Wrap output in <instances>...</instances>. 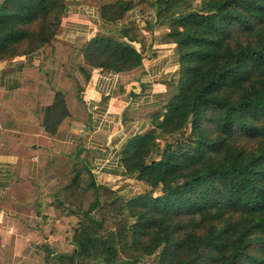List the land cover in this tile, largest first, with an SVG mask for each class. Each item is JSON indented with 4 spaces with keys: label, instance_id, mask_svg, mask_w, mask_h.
I'll return each mask as SVG.
<instances>
[{
    "label": "trees",
    "instance_id": "16d2710c",
    "mask_svg": "<svg viewBox=\"0 0 264 264\" xmlns=\"http://www.w3.org/2000/svg\"><path fill=\"white\" fill-rule=\"evenodd\" d=\"M142 5L168 26L179 69L151 128L121 148V163L140 191L126 195L99 181L90 152L75 144L85 171L76 174L79 190L91 201L71 211L81 216L67 239L71 248L45 243L43 258L47 264H150L156 256L159 264H264V0L104 4L101 19L115 28L70 45L71 68L81 58L118 73L141 67L144 52L133 44L141 41L139 29L118 25ZM66 8L67 0H1L0 62L46 47L54 54ZM42 114L44 131L57 136L72 117L65 90L55 89Z\"/></svg>",
    "mask_w": 264,
    "mask_h": 264
},
{
    "label": "crops",
    "instance_id": "0c3cea01",
    "mask_svg": "<svg viewBox=\"0 0 264 264\" xmlns=\"http://www.w3.org/2000/svg\"><path fill=\"white\" fill-rule=\"evenodd\" d=\"M115 1L67 0L57 40L77 47L106 29L113 30L115 26L102 21L100 10L104 4ZM156 20V9L142 5L128 11L118 25H135L139 29L141 41L133 44L144 52L141 67L118 73L91 68L82 58L75 79L76 88L65 91L72 114L66 142L71 140L74 144H83L91 154L94 174L101 182L112 183L109 182L111 178L121 183L125 179L137 182L136 176H129L121 163L122 145L129 137L151 128V116L165 101L170 89L168 82L179 69L176 43L169 37V28ZM50 56L52 47H46L33 54L0 62V101L6 100L9 108H13L14 104H9L12 96L28 88L24 81L31 78L32 71L42 69L46 63L51 64ZM49 93L44 92V97ZM40 101L36 103L41 106ZM9 128L10 123H4L0 116V264H47L41 245L50 243L57 250H62L61 241L53 240V235L40 238L41 231L32 228L20 230L16 219L3 205L16 178L19 163V156L2 149ZM62 129L61 125L59 131ZM68 245L64 244L63 249Z\"/></svg>",
    "mask_w": 264,
    "mask_h": 264
},
{
    "label": "rangeland",
    "instance_id": "374dc122",
    "mask_svg": "<svg viewBox=\"0 0 264 264\" xmlns=\"http://www.w3.org/2000/svg\"><path fill=\"white\" fill-rule=\"evenodd\" d=\"M56 42L59 50L50 56L51 64L46 63L42 69L30 73L32 76L28 79L32 80L28 88H23L17 96L13 95L9 102L14 104L13 108H9L6 100L0 101V116L4 123H10V132L2 149L19 156L16 178L3 205L16 219L20 230L27 227L41 231L40 238L53 235V240L61 241L63 250L81 218L71 211L76 210L80 203L87 207L91 194L83 197L79 190L81 179L76 174L85 171L76 163L74 142H66L70 120L62 123L63 129L55 137H49L40 125L42 107L52 100L55 89L67 91L76 88L75 79L82 59L72 69L69 55L75 54L73 48L68 43ZM68 73L73 74L71 80L67 78ZM46 91L50 93L45 98L43 93ZM37 100H41V106ZM109 182L114 188H122L126 195L140 191L137 190L140 183L135 180L125 179L121 183L111 178ZM66 248H71V245ZM150 264H159V256L154 257Z\"/></svg>",
    "mask_w": 264,
    "mask_h": 264
}]
</instances>
